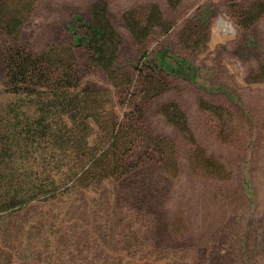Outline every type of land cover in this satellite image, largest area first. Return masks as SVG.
<instances>
[{
	"label": "rangeland",
	"instance_id": "rangeland-1",
	"mask_svg": "<svg viewBox=\"0 0 264 264\" xmlns=\"http://www.w3.org/2000/svg\"><path fill=\"white\" fill-rule=\"evenodd\" d=\"M94 2L120 37L118 56L110 76L72 47L80 83L98 91L93 104L103 119L113 112L118 121L135 104L142 130L173 147L177 172L150 160L141 143L127 175L61 184L45 142L29 137L25 144L21 121L8 111L18 107L20 119L22 111L32 114L3 91L2 54L13 37L0 29L1 169L31 183L52 176L58 187L0 212V264H264V72L256 73L264 60V0H35L17 42L60 54L81 34L74 17L90 21ZM152 5L159 17L141 37ZM246 12L259 14L247 28ZM160 50L186 60L195 77H163L165 90L144 97L140 73L150 70L140 55L151 63ZM172 104L191 138L162 113ZM199 149L222 166L223 178L208 176Z\"/></svg>",
	"mask_w": 264,
	"mask_h": 264
},
{
	"label": "trees",
	"instance_id": "trees-1",
	"mask_svg": "<svg viewBox=\"0 0 264 264\" xmlns=\"http://www.w3.org/2000/svg\"><path fill=\"white\" fill-rule=\"evenodd\" d=\"M34 1L0 0V29L5 35L13 37L2 54V88L5 93L22 98V104L32 109L31 115L22 111L21 119L16 113L18 107L8 109L14 113L16 122L21 121L18 122L21 125L19 131H23L24 143L27 144L29 137L38 144L39 140H43L49 149L47 153L51 156L53 167L61 175V184L69 181L68 186L84 183L87 186L92 181L127 175L138 162V159L137 162L134 161V155L141 143L145 145L144 155H150V160L160 161L163 169L172 168L171 175L176 174L173 147L150 137L142 130L139 117L134 114L135 111L138 113L135 104H130L118 121L113 112H110L107 120L103 119L93 104L98 91L82 86L77 76L72 47L85 52L91 65L110 76L114 72L120 37L105 18L104 5L94 2L90 6L91 20L88 22L74 17V24L81 29V34L73 33L70 47L60 54L53 50L34 53L17 42L18 32L29 16ZM261 4L260 10L264 11V3ZM151 7L155 13L146 15L142 31H139L141 37L146 36L154 26L152 20H155L156 15L159 17L156 7ZM258 13L246 12L243 26L247 28L258 17ZM128 15L129 12L124 15L126 24L131 33L135 34L137 23L129 22ZM155 54L151 63L140 55L142 64L150 70V74L139 71L146 80L144 97L150 94V98H153L165 90L163 77H195L194 73H189L187 61L180 56L170 54L168 50L156 51ZM258 67L256 73H263L264 60ZM200 107L220 116L216 106L202 101ZM163 108L162 113L168 122L191 138L183 113L173 104L169 113L166 107ZM92 125L99 130L89 141ZM4 147L0 146V212H11L37 194L58 189L57 181L52 176L40 174L36 178L38 183H31L28 179L30 177L2 171V157L6 152ZM199 153L204 169H210L208 176L223 178L219 175L223 170L222 166L206 157L201 149ZM23 183L26 184L25 187H21Z\"/></svg>",
	"mask_w": 264,
	"mask_h": 264
}]
</instances>
